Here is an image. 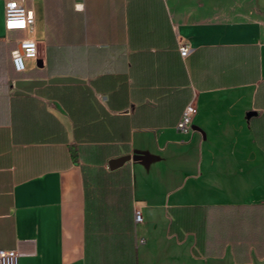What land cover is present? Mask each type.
Instances as JSON below:
<instances>
[{
    "label": "crops",
    "instance_id": "0c3cea01",
    "mask_svg": "<svg viewBox=\"0 0 264 264\" xmlns=\"http://www.w3.org/2000/svg\"><path fill=\"white\" fill-rule=\"evenodd\" d=\"M25 4L33 30L8 33L0 0V249L17 264H264V0ZM23 37L38 58L17 72Z\"/></svg>",
    "mask_w": 264,
    "mask_h": 264
},
{
    "label": "built area",
    "instance_id": "2783aa9c",
    "mask_svg": "<svg viewBox=\"0 0 264 264\" xmlns=\"http://www.w3.org/2000/svg\"><path fill=\"white\" fill-rule=\"evenodd\" d=\"M35 26V15L28 8L25 0H5V29L9 33L14 30H33ZM1 40V38H0ZM18 46L11 52V63L17 72L26 70L27 59H37L39 52L38 40L33 37L16 39ZM190 45L186 42L180 44V53L183 57L190 52ZM198 112L197 106L191 101L188 103L176 125L179 131L188 133L194 130V117ZM137 222L143 220L142 212L136 209ZM19 251L16 249H0V264H17Z\"/></svg>",
    "mask_w": 264,
    "mask_h": 264
},
{
    "label": "water",
    "instance_id": "95a60500",
    "mask_svg": "<svg viewBox=\"0 0 264 264\" xmlns=\"http://www.w3.org/2000/svg\"><path fill=\"white\" fill-rule=\"evenodd\" d=\"M193 128L195 129L196 128V126L195 125H193ZM134 159H140V160H147V159H149L147 156H145V155H139V154H136V155H134V156H132ZM131 158V156H123V157H121V158H119V159H116V160H113L111 163H110V165L112 166V167H116V166H118V165H120V164H122L124 161H126L127 159H130Z\"/></svg>",
    "mask_w": 264,
    "mask_h": 264
},
{
    "label": "rangeland",
    "instance_id": "374dc122",
    "mask_svg": "<svg viewBox=\"0 0 264 264\" xmlns=\"http://www.w3.org/2000/svg\"><path fill=\"white\" fill-rule=\"evenodd\" d=\"M192 264H193V262H192ZM198 264H233V263H232V257L227 256V258L225 260H222V261H215L213 259H209V260H202Z\"/></svg>",
    "mask_w": 264,
    "mask_h": 264
},
{
    "label": "clouds",
    "instance_id": "9594fccd",
    "mask_svg": "<svg viewBox=\"0 0 264 264\" xmlns=\"http://www.w3.org/2000/svg\"><path fill=\"white\" fill-rule=\"evenodd\" d=\"M77 10L82 11L83 10V5H77Z\"/></svg>",
    "mask_w": 264,
    "mask_h": 264
}]
</instances>
